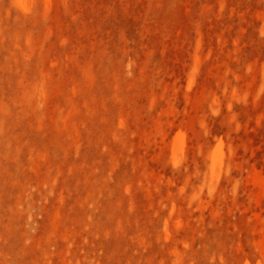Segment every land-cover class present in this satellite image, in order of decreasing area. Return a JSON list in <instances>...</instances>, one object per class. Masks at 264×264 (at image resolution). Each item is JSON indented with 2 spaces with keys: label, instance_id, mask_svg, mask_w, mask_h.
Instances as JSON below:
<instances>
[{
  "label": "rangeland",
  "instance_id": "1",
  "mask_svg": "<svg viewBox=\"0 0 264 264\" xmlns=\"http://www.w3.org/2000/svg\"><path fill=\"white\" fill-rule=\"evenodd\" d=\"M0 264H264V0H0Z\"/></svg>",
  "mask_w": 264,
  "mask_h": 264
}]
</instances>
